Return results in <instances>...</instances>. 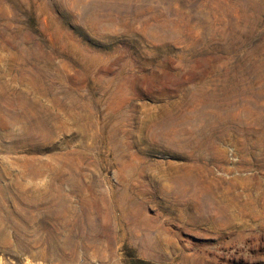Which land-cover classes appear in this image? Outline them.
<instances>
[{
  "label": "rangeland",
  "instance_id": "rangeland-1",
  "mask_svg": "<svg viewBox=\"0 0 264 264\" xmlns=\"http://www.w3.org/2000/svg\"><path fill=\"white\" fill-rule=\"evenodd\" d=\"M0 264H264V0H0Z\"/></svg>",
  "mask_w": 264,
  "mask_h": 264
},
{
  "label": "bare ground",
  "instance_id": "bare-ground-1",
  "mask_svg": "<svg viewBox=\"0 0 264 264\" xmlns=\"http://www.w3.org/2000/svg\"><path fill=\"white\" fill-rule=\"evenodd\" d=\"M97 128V127H96ZM68 173H69V170H68ZM2 213V212H1ZM7 216H6V219H7V221L10 223V220H12V212H11V214H6ZM4 217V216H3ZM26 216L24 215V210H23V213H21L19 216H18V220L22 223V224H24L21 220H23L24 218H25ZM15 218H17V217H15ZM23 218V219H22ZM84 219V218H83ZM25 220V219H24ZM32 222L34 223V220H32ZM21 223H20V225H21ZM22 226V225H21ZM22 228V227H21ZM20 228V229H21ZM19 230V229H18ZM50 233H51V231H49ZM32 234H33V238L34 239H36L37 237V233H36V230L35 231H33L32 232ZM18 235H22V237H23V230L21 231V230H19L18 231ZM52 235V234H51ZM92 237V236H91ZM65 244V243H64ZM52 250H54V247H52ZM42 255H43V253H42Z\"/></svg>",
  "mask_w": 264,
  "mask_h": 264
}]
</instances>
